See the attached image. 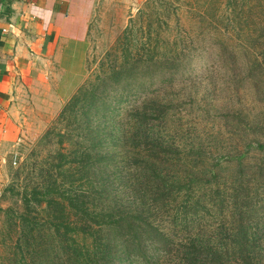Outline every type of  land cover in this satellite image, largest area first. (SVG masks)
<instances>
[{"label":"trees","instance_id":"16d2710c","mask_svg":"<svg viewBox=\"0 0 264 264\" xmlns=\"http://www.w3.org/2000/svg\"><path fill=\"white\" fill-rule=\"evenodd\" d=\"M179 52L136 60L176 71ZM145 101L121 115L82 86L69 97L36 142L0 264H264V142L213 165L168 139L165 105Z\"/></svg>","mask_w":264,"mask_h":264},{"label":"rangeland","instance_id":"374dc122","mask_svg":"<svg viewBox=\"0 0 264 264\" xmlns=\"http://www.w3.org/2000/svg\"><path fill=\"white\" fill-rule=\"evenodd\" d=\"M87 43L85 74L73 93L82 86L121 115L144 100L164 104L167 138L201 146L213 165L219 155L264 142L259 129L264 124V0H100L89 18ZM178 52L176 71L170 60L162 67L136 60ZM127 93V100L118 101ZM66 101L46 121L26 122L5 154L0 263L22 189L34 181L30 166L44 151L36 142ZM195 156L188 154L187 168L197 164ZM249 157L253 165L256 157Z\"/></svg>","mask_w":264,"mask_h":264},{"label":"crops","instance_id":"0c3cea01","mask_svg":"<svg viewBox=\"0 0 264 264\" xmlns=\"http://www.w3.org/2000/svg\"><path fill=\"white\" fill-rule=\"evenodd\" d=\"M100 0H0V171L31 119L46 121L81 83Z\"/></svg>","mask_w":264,"mask_h":264}]
</instances>
